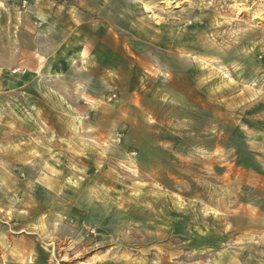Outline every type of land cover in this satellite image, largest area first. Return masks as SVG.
Instances as JSON below:
<instances>
[{"label":"rangeland","instance_id":"obj_1","mask_svg":"<svg viewBox=\"0 0 264 264\" xmlns=\"http://www.w3.org/2000/svg\"><path fill=\"white\" fill-rule=\"evenodd\" d=\"M0 264H264V0H0Z\"/></svg>","mask_w":264,"mask_h":264},{"label":"crops","instance_id":"obj_2","mask_svg":"<svg viewBox=\"0 0 264 264\" xmlns=\"http://www.w3.org/2000/svg\"><path fill=\"white\" fill-rule=\"evenodd\" d=\"M41 68H45V69H50V65L48 63V61L43 62V64L41 65ZM6 77H2V82L5 80Z\"/></svg>","mask_w":264,"mask_h":264},{"label":"bare ground","instance_id":"obj_3","mask_svg":"<svg viewBox=\"0 0 264 264\" xmlns=\"http://www.w3.org/2000/svg\"><path fill=\"white\" fill-rule=\"evenodd\" d=\"M256 17V16H255Z\"/></svg>","mask_w":264,"mask_h":264}]
</instances>
